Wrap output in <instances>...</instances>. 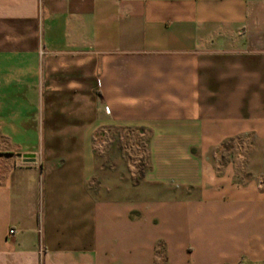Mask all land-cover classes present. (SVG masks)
I'll list each match as a JSON object with an SVG mask.
<instances>
[{
  "label": "crops",
  "instance_id": "0c3cea01",
  "mask_svg": "<svg viewBox=\"0 0 264 264\" xmlns=\"http://www.w3.org/2000/svg\"><path fill=\"white\" fill-rule=\"evenodd\" d=\"M0 264H264V0H0Z\"/></svg>",
  "mask_w": 264,
  "mask_h": 264
},
{
  "label": "rangeland",
  "instance_id": "374dc122",
  "mask_svg": "<svg viewBox=\"0 0 264 264\" xmlns=\"http://www.w3.org/2000/svg\"><path fill=\"white\" fill-rule=\"evenodd\" d=\"M116 134L119 135V138H117ZM105 143L100 146L102 158L99 162V168L100 170H104L105 176L104 178H98L99 187H107V183L117 186L122 180H125V182L128 181L131 187L137 185L144 167L142 156L143 146L140 142L134 140L131 136L126 138L123 133L120 134L110 131L106 135ZM107 177L108 180L106 179Z\"/></svg>",
  "mask_w": 264,
  "mask_h": 264
},
{
  "label": "built area",
  "instance_id": "2783aa9c",
  "mask_svg": "<svg viewBox=\"0 0 264 264\" xmlns=\"http://www.w3.org/2000/svg\"><path fill=\"white\" fill-rule=\"evenodd\" d=\"M12 234H13V231L12 230H8L7 235L11 236Z\"/></svg>",
  "mask_w": 264,
  "mask_h": 264
}]
</instances>
